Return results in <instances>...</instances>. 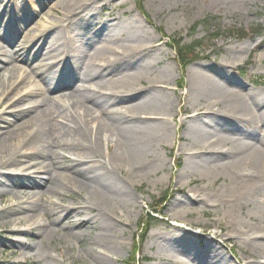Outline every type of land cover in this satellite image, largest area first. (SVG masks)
Instances as JSON below:
<instances>
[{"label":"rangeland","instance_id":"374dc122","mask_svg":"<svg viewBox=\"0 0 264 264\" xmlns=\"http://www.w3.org/2000/svg\"><path fill=\"white\" fill-rule=\"evenodd\" d=\"M25 1L27 6L23 7V11L27 13L28 22L22 24L11 43L0 40V44L4 46L5 56L20 53L17 44L22 36L39 30L42 22H55L58 27H63L68 39L75 38L79 41L76 46L84 56V52L90 47L102 42L104 38L102 27L106 25L110 29L111 37L102 48V52L111 50L107 60L112 61V72L105 78L106 85L100 90V94L111 96L115 88H119L123 82L134 79L137 89L144 94L135 98L133 103L144 102L149 109L156 112L161 109L160 102L165 100L172 102L171 113L162 109L157 113L164 114L163 116L149 117L153 121L150 124L155 130L163 125L152 119L168 121L169 131L166 137L151 148L148 167L133 179L131 189L137 197L132 200L135 212L132 216L125 215L127 225L115 226L110 230V235L119 237L122 247L114 248L112 259L107 264H207L203 256L206 249L218 255L220 259H226L222 264L257 262L264 264V260L260 259L246 238H235L230 224L232 216L229 209L215 197L216 190L226 183L227 172L213 170L215 165L225 162L224 158H212L200 150L197 152L198 157L195 158L184 155L195 153L193 150L196 146L191 144L195 142L201 146L212 140L224 139L250 144L253 142L250 132L253 131L257 135L256 129L249 122L237 125L231 117L220 111L219 114H215L219 108L214 109V114L208 115L207 119L190 122L182 129L179 126L181 119L184 118L179 114L181 97L186 98V106L190 113L198 106H210L208 102L211 99L225 95L224 93L234 92L244 97L254 96L255 93L264 95V0H143L141 4L137 0H0L2 21L7 20L5 16L7 14H4L7 6L14 9L16 5L23 6ZM63 3L72 5V12L71 9L65 12ZM139 4L147 18L140 12ZM34 14L38 15L37 19H33ZM74 15L76 17L72 19ZM256 28L262 31V36L254 34L253 30ZM120 33L121 37H118ZM49 37L46 38L47 44L50 42ZM169 38L172 40L181 38L184 44L201 40L203 54L182 70L176 61L174 51L169 46ZM41 43L43 41L39 38L32 46L28 66L18 64L24 67L21 73L27 72L26 76L32 74L31 76L35 77L33 80L36 81H40V78L33 75L43 64L41 58H35ZM136 45L150 47L147 50L137 49L138 51L123 57L120 62H114L115 57L119 56L118 53H122V47ZM232 46L239 51L242 49V52L233 53L236 51L229 50ZM50 57L46 62L59 69L64 54ZM200 74L206 75L211 81L200 83ZM0 75L3 77L4 73ZM10 75L18 77L16 71ZM47 75L48 78L41 77L43 94L38 87L33 86V89H37L34 90L36 95L25 100H18L15 99L16 95H9L0 105V115L11 118L13 112L26 111L46 97L52 99L74 90V87L71 89L65 87L54 96L52 94L54 92L50 91L54 77ZM76 78L77 88L82 89L85 85L88 88L92 87L90 83L85 84V78L81 73L77 74ZM99 81L100 78H95L91 83ZM153 82H156L154 87ZM185 82L187 89H179L177 84L185 85ZM35 84L34 82L33 85ZM64 101L68 102V105L72 103V100L68 101L67 98ZM48 105L55 110H62V105L57 101L52 100ZM104 107L108 108L109 114L117 108L114 105ZM6 127L7 124L0 119V129ZM176 136L181 137V141H177ZM179 148L184 153L181 157ZM103 151L108 153L106 147H103ZM62 153L66 157L62 161L68 163L71 156L66 152ZM25 164L28 163L21 165L16 162L7 171L19 172ZM87 164L79 168L91 165ZM94 165L96 173L101 174L100 169H97L98 164ZM4 181L6 184H0V194L23 192L12 189L7 185L9 182ZM172 191L176 192L174 197L164 202L159 210L161 215L157 216L158 222L142 240L141 221L144 220L146 213L155 208L158 200L170 196ZM32 192L34 191H31L30 195L27 192L24 196H31ZM85 195L86 193L79 189H68L62 198L66 204L78 206L80 198H84ZM38 199L35 198V202ZM48 202H42L44 205L40 203V211L32 213V217L24 222L27 225L25 229L30 228L25 233L9 234L0 230V264H44L45 261L41 260L44 252H50L53 257L65 264H84L78 258L80 253H84L83 244L87 243V236H97L101 229L90 233L76 228L63 231L61 228L65 226L66 221L49 227L61 229L57 235L47 234L45 228L34 229L38 224L46 222L48 225L46 220L51 219L47 215L51 214V202ZM8 204L10 197L7 194L0 199V209ZM42 206H48L49 210L43 211ZM250 210L252 207H245L240 213H248ZM247 224L252 227L248 220ZM10 228L9 224L8 229ZM39 232L42 233V237L36 235ZM83 233V236H79ZM15 241L31 246V253L25 257L12 254L10 249L18 246ZM53 246H56V249ZM59 251L62 252V256L59 255Z\"/></svg>","mask_w":264,"mask_h":264},{"label":"bare ground","instance_id":"6f19581e","mask_svg":"<svg viewBox=\"0 0 264 264\" xmlns=\"http://www.w3.org/2000/svg\"><path fill=\"white\" fill-rule=\"evenodd\" d=\"M18 6L16 5L14 9L7 6L4 12L7 14L6 22L0 18V40L4 43H11L22 24L28 22L27 13L23 11L27 1L23 6ZM63 8L68 12L72 5L63 3ZM32 17L37 19L38 15L34 14ZM75 17L76 15L72 19ZM107 27L106 25L102 27V36L104 35L102 42L90 47L84 52V56L76 46L79 41L75 38L68 39L64 28L58 27L55 22H42L39 30L22 36L17 44L20 53L15 56H5L4 46L0 44V74L4 73L3 77L0 75V105L9 95H16L15 99L18 100L35 96L34 90L37 89H33V86L38 87L43 94L41 77L48 78L47 74L54 77L50 86L54 96L62 88L74 87L72 92L60 94L52 99L44 98L26 111L13 112L11 118L0 115V119L7 124L6 128L0 129V184H6L4 181L6 180L12 189L23 191L0 194V199L7 194L10 197V204L0 209V230L9 234L25 233L30 228L26 230L27 225L24 222L32 217V213L40 211L42 202L50 201L51 214L47 215L51 219L46 220L48 225L45 222L36 225L34 229L45 228L49 235H57L61 229L71 231L70 229L76 228L89 233L101 229L97 236H87L88 241L83 244L84 253H80L78 258L84 264H107L112 259L114 248L122 247L119 237L110 235L109 232L115 226L127 225L125 215L134 214L135 204L132 200L137 197L131 189L133 179L148 167L151 148L166 137L169 131L168 121L152 119L163 125L155 130L150 124L153 121L149 117L163 116L164 114L157 113L158 110L163 109L168 113L173 111L172 102L168 100L160 102L161 109L156 112L149 109L144 102L133 103L135 98L144 94L137 89L134 79L123 82L119 88H115L111 96L100 94V90L106 85L105 78L112 72V61L107 60L111 50L102 52V48L111 37L110 29ZM48 37L50 42L47 44ZM118 37H121V33ZM39 38L43 43L40 44L35 58H41L43 64L33 75L40 78V81H36L33 80L35 77H32V74L26 76L27 72L21 73L24 67L18 64L28 66L29 53ZM149 47L124 46L122 53H118L119 56L115 57L114 62H120L123 57L138 51L137 49L147 50ZM229 50L236 51L233 53L242 52V49L239 51L234 46L229 47ZM112 52L114 53V50ZM60 53L64 54V59L59 69L46 62L51 55ZM15 71L18 75L16 78L10 75ZM80 73L85 78V84L90 83L92 87L88 88L86 85L82 89L76 87L75 80L77 81V74ZM95 78H100V81L91 83ZM199 78L200 83L211 81L204 74H200ZM155 83H152V87ZM177 86L179 89L181 87L187 89L186 82L185 85L179 83ZM224 94L211 99L208 102L210 106H198L190 113L186 106V98L181 97L179 114L184 118L179 123L180 129L190 122L207 119L208 115L214 114V109L219 108L215 114H219L220 111L231 117L237 125L249 122L256 129L257 135L253 131L250 132L253 142L242 144L217 139L201 146L195 142L191 143L197 147L193 150L195 153L184 154L179 148V157L184 154L188 158H195L198 157L197 152L200 150L212 158H224L225 162L215 165L213 170L227 172L226 183L216 190L215 197L229 209L232 216L230 224L235 238H246L260 259L264 260V95L255 93L254 96L244 97L234 92ZM66 98L68 101L72 100L70 105L64 101ZM52 100L61 104L62 110L50 108L48 102L52 103ZM104 105H114L117 108L109 114L108 108ZM176 140L181 141V137ZM103 147H106L107 154ZM23 150L25 152H22ZM28 150L30 153H27ZM62 152L71 156L68 163L62 161L66 158ZM30 158H34L33 161H27ZM16 162L21 165L25 162L28 164L19 172H8L7 170ZM87 163L91 165L79 168L81 165H88ZM95 163L98 164L97 169H100L99 175L95 171ZM68 189H79L86 193L84 198H80L78 206L68 205L62 198ZM31 191H34L31 196H24L27 192L30 195ZM175 193L172 191L169 198L172 199ZM35 198H39L37 202ZM245 207H252V210L240 213ZM42 208L43 211L49 210L48 206ZM247 220L252 223V227L247 224ZM63 221L66 223L60 230L49 228ZM36 235L43 236L40 232ZM83 235L84 233L79 234ZM14 243L18 246L10 249L12 254L25 257L31 253V246L21 241ZM53 248L56 249V246ZM60 251L59 255L62 256ZM203 253L207 264L226 262V259H220L207 249ZM41 260L45 261L44 264H65L53 257L50 252L42 253Z\"/></svg>","mask_w":264,"mask_h":264},{"label":"trees","instance_id":"16d2710c","mask_svg":"<svg viewBox=\"0 0 264 264\" xmlns=\"http://www.w3.org/2000/svg\"><path fill=\"white\" fill-rule=\"evenodd\" d=\"M137 1L141 4L143 0H137ZM140 4L138 6L140 12L143 14L145 18H147ZM253 31L254 34L256 33L257 36H262V31L260 32V29L256 28V30L254 29ZM169 42H170L169 46L174 51L176 55V61L182 70L188 67L192 62L196 61V59H199L200 56L203 54L202 51L203 45L201 43V40L194 41L189 44H184L181 38L173 39V40L169 38ZM168 200H170L169 196L162 197L160 200L157 201V205L155 206V208L151 209L148 213H146L144 220H142L140 223V232H141L142 240H144L145 235L152 229L155 223L158 222V218L156 216L157 215L159 216L161 214L159 210L163 207L164 202L165 201L167 202ZM136 253L137 252H135V255ZM134 259L135 258H133V260Z\"/></svg>","mask_w":264,"mask_h":264}]
</instances>
